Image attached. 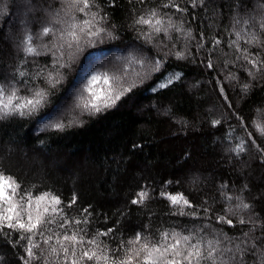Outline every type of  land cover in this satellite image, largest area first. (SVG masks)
<instances>
[{
  "label": "trees",
  "instance_id": "trees-1",
  "mask_svg": "<svg viewBox=\"0 0 264 264\" xmlns=\"http://www.w3.org/2000/svg\"><path fill=\"white\" fill-rule=\"evenodd\" d=\"M261 5L264 0H95L80 13L62 0H0V83H13L16 74L19 95L46 89L52 101L34 115L0 119V173L20 185L16 199L24 196L27 208L21 219L31 213L45 221L33 233L0 228V264H71L69 257L79 260L83 251L125 259L136 233L157 241L164 231L191 233L202 245L219 240L216 264H264ZM152 11L166 33L135 23ZM93 12L106 31L90 37L77 28L74 42L67 35L73 18L79 24ZM44 27L52 32L40 36ZM26 46L39 54L26 55ZM93 73L116 77L117 90L131 91L94 115L75 109L79 96L91 99L83 87ZM49 75L61 81L55 89ZM107 88L102 80L93 85L98 96ZM73 117L77 122L64 130L45 128ZM241 142L244 151L234 150ZM140 192L147 197L132 203ZM44 193L61 203L37 207L35 197ZM161 193L182 195L191 207L183 206L181 215V206ZM241 201L250 208H237ZM73 234L83 237L75 257L63 239Z\"/></svg>",
  "mask_w": 264,
  "mask_h": 264
},
{
  "label": "snow or ice",
  "instance_id": "snow-or-ice-1",
  "mask_svg": "<svg viewBox=\"0 0 264 264\" xmlns=\"http://www.w3.org/2000/svg\"><path fill=\"white\" fill-rule=\"evenodd\" d=\"M195 3V0H193ZM203 0H201V3ZM67 3L70 7L75 8L77 12L85 13L86 10L90 11L91 8L95 5V0H62V5ZM82 5V6H81ZM167 7V5H165ZM264 8V5H261ZM98 13H92V19L90 20H82L79 24L75 22V18H73V23L69 26V30L67 35L72 37L74 42H79L80 36L78 35L76 29H79V33H82L87 36H100L101 33H104L106 30L104 28L97 27L94 21L96 20V16ZM157 13L152 11L150 15L145 17L138 18L135 23L139 25H147L152 28L154 33L167 32V29L162 27V21L160 19H156ZM103 20L104 18L101 17ZM154 21V22H153ZM171 27V25H169ZM264 28V24L261 25ZM94 29V30H93ZM52 32V29L49 27H44L40 33V36H47ZM108 37L111 38V33H106ZM29 40L31 37L28 38ZM255 40V37L252 38ZM251 42V41H250ZM219 43V41H217ZM72 44L69 43L68 47H71ZM24 52L26 55H32L39 53L36 52L34 47L26 46L24 48ZM178 58H180V54H177ZM245 59L248 60L249 63L256 66V62L253 60H249L247 56ZM160 61H156V69L159 70ZM64 67L65 65H60ZM208 67H212L211 63H209ZM19 77H24V72L18 73ZM41 75L40 72L37 73V76ZM16 74H13V83L4 84L0 83V119H4L8 116L12 115H20V116H31L37 113L41 108L45 106H50L52 101L50 98L49 91L46 89H39L33 91L31 96H21L19 95L20 89L17 86L15 80ZM178 78V76L176 77ZM103 81L105 85L108 86L106 93L102 94V96H98L96 92L93 90V85L99 81ZM117 78L109 77L107 74L93 73L87 78V83L83 87V91L89 94L88 97L83 95L77 98V102L74 105L75 109H81L82 111H87L90 114H95L104 111L105 109L114 107L121 98L131 91V88L124 87L122 90H117L119 85H115ZM172 77L169 78L168 82L171 83ZM48 83L51 89H55L58 84L61 83L59 79H53L51 75L48 77ZM115 85V86H114ZM164 83L159 85L160 88L165 87ZM247 89L248 85L243 86ZM76 118L73 117V121L68 124H64L61 122H56L51 125H45V128L51 126L57 130H64L66 127H71L73 123H76ZM215 124H218L219 121H214ZM257 130L264 135V129L257 126ZM254 142V141H253ZM133 147H138L134 145ZM238 152L244 151V144L237 145V148L234 149ZM20 185L10 176H5L3 173H0V228H8L11 230H23L27 233H33L37 230L42 224H44L43 214L37 215L35 220H33V216L31 213H28L27 222H24L21 219L22 213L27 212V208L25 207L24 196H20L17 200V196L19 195ZM27 196V204L31 206L32 204V194L30 192L25 193ZM50 194L44 193L39 197H35L37 202V207H39V201L44 200ZM162 196L167 198L172 205L181 206V215L185 213L182 210L183 206L191 207L190 203L184 199L182 195H170L166 193H161ZM139 201L133 200L132 203L142 202L144 198L147 197L146 192L138 193ZM231 199V197H229ZM51 201L53 205H59L61 203L60 199L56 196H51ZM72 203H75V197L73 198ZM71 206V205H69ZM237 208L240 209H249L250 205L241 201ZM53 211H56V208L53 207ZM87 211V210H85ZM48 212V208L44 209V213ZM50 222V221H49ZM219 222H226L229 225L232 224L230 219L225 220L224 217L219 218ZM241 224L245 223L244 219L239 221ZM79 223V221H77ZM64 227L63 224L60 225ZM109 232L112 230L109 229ZM42 234V233H41ZM99 235H107V233H101ZM248 233H245V236H248ZM29 239L30 237H22V239ZM65 241H69L72 243L73 248L71 249V256L75 257V245L83 243V237L78 238V234H73L71 236L65 235L63 238ZM194 236L190 233L188 235H184L180 232L176 231H164L160 234V238L157 241H152L148 237L144 236L142 233H136L135 238L130 240L128 243L131 245V248L127 250L125 259L113 258L108 255H97L94 251H83L79 260L72 259L71 264H81V261H101L104 260L105 264H108L111 261V264H216V259L214 256L215 252H218L219 249L217 245H219V240H208L204 245H202L201 240H197L193 242ZM47 243V240H45ZM61 243L63 248V252L65 256H68L70 249L68 247H63V242ZM89 244H96V240L93 239L88 241ZM138 245V247H137ZM35 247V245H33ZM255 244L253 245V250H255ZM29 260L34 257V252L32 248L26 249ZM55 251V249H53ZM237 251L241 253L244 251L237 246ZM26 264L28 262L26 261ZM223 264V262H222Z\"/></svg>",
  "mask_w": 264,
  "mask_h": 264
},
{
  "label": "rangeland",
  "instance_id": "rangeland-1",
  "mask_svg": "<svg viewBox=\"0 0 264 264\" xmlns=\"http://www.w3.org/2000/svg\"><path fill=\"white\" fill-rule=\"evenodd\" d=\"M37 6H38V5H33V6H32V9H33V10H34V9H37ZM33 10H30L29 12L31 13V12H33ZM24 16H26V15L24 14ZM19 17H20V13L18 12V13L16 14V21H19V20H18ZM7 41L12 42L13 40L8 38ZM71 92L74 93V90H72ZM71 92H68V94L71 93ZM68 102H69V101L66 102V105H68ZM61 109H62V110L65 109V110H66L67 107H62V108H59L58 110H61ZM50 203H52V201L47 200L46 198H45L44 200H41V201H40V204H41L42 207H47Z\"/></svg>",
  "mask_w": 264,
  "mask_h": 264
}]
</instances>
